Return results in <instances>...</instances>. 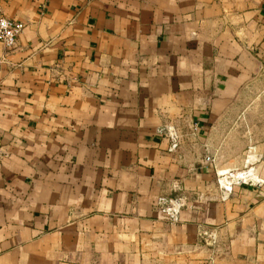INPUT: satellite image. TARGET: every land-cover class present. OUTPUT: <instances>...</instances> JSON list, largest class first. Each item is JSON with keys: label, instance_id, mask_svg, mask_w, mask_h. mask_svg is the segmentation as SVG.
<instances>
[{"label": "crops", "instance_id": "obj_1", "mask_svg": "<svg viewBox=\"0 0 264 264\" xmlns=\"http://www.w3.org/2000/svg\"><path fill=\"white\" fill-rule=\"evenodd\" d=\"M0 13V264H264V0ZM234 139L260 181L224 190Z\"/></svg>", "mask_w": 264, "mask_h": 264}, {"label": "built area", "instance_id": "obj_2", "mask_svg": "<svg viewBox=\"0 0 264 264\" xmlns=\"http://www.w3.org/2000/svg\"><path fill=\"white\" fill-rule=\"evenodd\" d=\"M23 30V24L21 22L15 21L13 19L5 17L0 13V41L8 48L13 47L16 44L17 38ZM251 168L246 173H240V176L232 177L231 181H227L226 177L220 180V185L224 187V190H230L234 183H239L240 180L245 182L247 179L259 183V179L254 178ZM251 172V173H249ZM241 174L247 175L243 177ZM157 204L160 207V212L164 214V218L170 221H178L180 209L185 204V197L183 196H173V197H159L157 199Z\"/></svg>", "mask_w": 264, "mask_h": 264}, {"label": "rangeland", "instance_id": "obj_3", "mask_svg": "<svg viewBox=\"0 0 264 264\" xmlns=\"http://www.w3.org/2000/svg\"><path fill=\"white\" fill-rule=\"evenodd\" d=\"M237 120L238 119H234L232 124L236 125ZM246 122H247V120H246ZM239 124H240V119H239ZM236 142L237 141L235 139L232 142H230V145H232L234 147V149L229 150V155L230 156H229V158L227 160V161H229V165L223 166V167H221V166L213 167L214 172H216V170H218V172H220V173L223 172V173L220 174V177H226L227 181H231L232 177H236L237 175L239 176L240 173H246L247 171H249L251 168L254 167L252 165L248 166V165L240 164V155L244 154V156L246 158L247 155H251L249 153L253 154L254 151L253 152L252 151H247V150L240 151L238 149H235L236 146H237ZM251 172H253V171H251ZM241 175L244 176V174H241ZM233 184H235V183L233 182Z\"/></svg>", "mask_w": 264, "mask_h": 264}, {"label": "bare ground", "instance_id": "obj_4", "mask_svg": "<svg viewBox=\"0 0 264 264\" xmlns=\"http://www.w3.org/2000/svg\"><path fill=\"white\" fill-rule=\"evenodd\" d=\"M240 176V175H239Z\"/></svg>", "mask_w": 264, "mask_h": 264}]
</instances>
